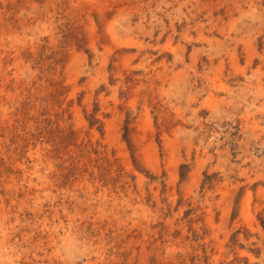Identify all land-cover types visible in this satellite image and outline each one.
I'll return each mask as SVG.
<instances>
[{
  "label": "rangeland",
  "instance_id": "rangeland-1",
  "mask_svg": "<svg viewBox=\"0 0 264 264\" xmlns=\"http://www.w3.org/2000/svg\"><path fill=\"white\" fill-rule=\"evenodd\" d=\"M0 264H264V0H0Z\"/></svg>",
  "mask_w": 264,
  "mask_h": 264
}]
</instances>
